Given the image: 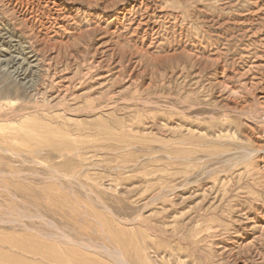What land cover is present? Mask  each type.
<instances>
[{"label": "rangeland", "instance_id": "374dc122", "mask_svg": "<svg viewBox=\"0 0 264 264\" xmlns=\"http://www.w3.org/2000/svg\"><path fill=\"white\" fill-rule=\"evenodd\" d=\"M0 59V264H264V0H0Z\"/></svg>", "mask_w": 264, "mask_h": 264}, {"label": "bare ground", "instance_id": "6f19581e", "mask_svg": "<svg viewBox=\"0 0 264 264\" xmlns=\"http://www.w3.org/2000/svg\"><path fill=\"white\" fill-rule=\"evenodd\" d=\"M30 53H31V52H30ZM35 54H36V53H35ZM35 54H34V56H35ZM34 56H33V57H34ZM1 59H2V58H1ZM1 59H0V61H1ZM18 62H19V61L17 60V61H16V64H18ZM20 62L22 63V61H20ZM20 62H19V63H20ZM24 62H25V61H24ZM38 62H39V61H38ZM21 63H20L18 66H16V68L14 67L15 70H13V71L15 72L16 75L18 74V76L21 75V72L19 71V69H20L21 66H22ZM12 66H13V65H12ZM14 66H15V64H14ZM9 68H10V67H9Z\"/></svg>", "mask_w": 264, "mask_h": 264}]
</instances>
